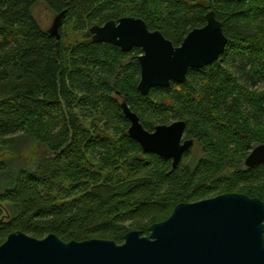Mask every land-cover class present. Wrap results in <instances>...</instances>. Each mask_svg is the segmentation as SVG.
I'll list each match as a JSON object with an SVG mask.
<instances>
[{"label":"trees","instance_id":"1","mask_svg":"<svg viewBox=\"0 0 264 264\" xmlns=\"http://www.w3.org/2000/svg\"><path fill=\"white\" fill-rule=\"evenodd\" d=\"M38 3L64 11L59 40L33 15ZM209 10L227 38L219 59L146 95L137 89L141 50L94 43L89 33L130 16L177 46ZM260 82L264 0H0V148L33 142L47 151L0 190L9 205L0 206V244L14 231L122 243L129 230L147 235L180 202L227 192L264 201V163H243L264 143ZM121 101L148 131L183 121L202 156L191 161L190 148L172 169L144 152L127 134Z\"/></svg>","mask_w":264,"mask_h":264},{"label":"water","instance_id":"2","mask_svg":"<svg viewBox=\"0 0 264 264\" xmlns=\"http://www.w3.org/2000/svg\"><path fill=\"white\" fill-rule=\"evenodd\" d=\"M241 1V0H237ZM64 11L55 14L46 31L60 39ZM94 43H109L127 52L141 50L138 91L184 83L190 68L217 61L227 38L211 10L202 27L190 30L174 46L160 31L149 30L141 18L124 16L89 27ZM120 107L129 120L128 136L146 153L171 160L174 169L194 144L184 138L181 120L146 130L125 101ZM245 167L264 163V143L254 146ZM0 264H264V201L244 193L227 192L194 202L177 203L171 214L152 223L148 234L129 230L123 242L90 238L65 242L55 234L35 238L22 231L0 244Z\"/></svg>","mask_w":264,"mask_h":264},{"label":"rangeland","instance_id":"3","mask_svg":"<svg viewBox=\"0 0 264 264\" xmlns=\"http://www.w3.org/2000/svg\"><path fill=\"white\" fill-rule=\"evenodd\" d=\"M206 2V1H205ZM207 3V2H206ZM33 15L40 25L48 29L51 26L55 14L44 4L38 3L33 8ZM75 36L71 33L70 39ZM260 89H264V82H260ZM47 154L44 147L37 143L27 142L13 147L0 148V190L8 183L9 176L13 170L20 166H30L40 157ZM202 156L196 143L191 147V161H196ZM0 206L7 211V203H1ZM6 214V213H5Z\"/></svg>","mask_w":264,"mask_h":264},{"label":"flooded vegetation","instance_id":"4","mask_svg":"<svg viewBox=\"0 0 264 264\" xmlns=\"http://www.w3.org/2000/svg\"><path fill=\"white\" fill-rule=\"evenodd\" d=\"M209 11H211V10H209ZM209 11H208V12H209ZM206 14H207V13H206ZM206 14H205V15H206ZM201 27H202V26H201Z\"/></svg>","mask_w":264,"mask_h":264}]
</instances>
